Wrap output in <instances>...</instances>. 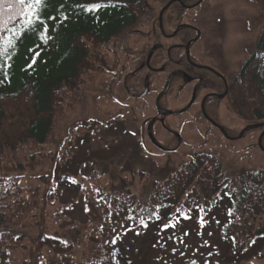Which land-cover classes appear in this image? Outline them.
<instances>
[{
	"label": "trees",
	"instance_id": "obj_1",
	"mask_svg": "<svg viewBox=\"0 0 264 264\" xmlns=\"http://www.w3.org/2000/svg\"><path fill=\"white\" fill-rule=\"evenodd\" d=\"M166 1L41 0L32 7L38 13L32 23L25 5L0 2V259L21 239L20 221L32 209L18 175L34 170L56 124L83 102L96 77L115 69L120 34L151 28ZM254 1L261 17L253 22L263 29L231 105L248 124L264 122V0ZM114 190L100 205L125 219L127 234L149 237L150 245L177 232L179 224L173 228L167 220L172 211L180 223L194 220L200 227L217 214L219 240L198 244L188 264H241L264 257V169L229 174L214 154L201 153L154 181L147 197ZM113 246L93 248L90 264H128L121 248Z\"/></svg>",
	"mask_w": 264,
	"mask_h": 264
},
{
	"label": "rangeland",
	"instance_id": "obj_2",
	"mask_svg": "<svg viewBox=\"0 0 264 264\" xmlns=\"http://www.w3.org/2000/svg\"><path fill=\"white\" fill-rule=\"evenodd\" d=\"M197 12L191 14H198L203 43L220 52L233 69L243 65L263 29L262 23L253 22L261 17L259 5L254 0H206ZM142 43L133 36L125 47ZM114 75L110 70L96 77L83 102L60 118L34 170L18 175L32 209L20 221L21 239L0 264H90L93 248L107 250L114 244L128 264H188L198 244L219 240L217 214L200 227L194 220L180 223L172 211L167 220L173 228L179 224L177 232L162 234L150 245L149 237L127 234L125 219L100 205L114 189L147 197L154 181L190 159L184 150L163 154L140 137L142 122L152 109L148 100L127 103ZM154 83L158 87L159 82ZM223 115L221 121H233L239 130L248 124L232 110ZM191 119L183 117L181 134L200 139L202 125ZM259 133L254 130L229 143L215 132L206 148L195 149L214 154L229 174L242 168L256 171L264 169V152L256 146ZM241 264H264V257Z\"/></svg>",
	"mask_w": 264,
	"mask_h": 264
},
{
	"label": "flooded vegetation",
	"instance_id": "obj_3",
	"mask_svg": "<svg viewBox=\"0 0 264 264\" xmlns=\"http://www.w3.org/2000/svg\"><path fill=\"white\" fill-rule=\"evenodd\" d=\"M205 1L167 0L159 5L151 28L126 29L117 39L120 54L114 58V77L123 86L127 103L148 100L152 114L143 120L139 135L163 154L184 150L191 158L202 153L195 147L206 148L215 132L229 143L245 139L248 132L236 139L238 124L221 121L236 102L244 64L233 69L220 52L203 43L205 31L197 11ZM133 36L143 45L126 48ZM187 115L202 125L200 139L182 136Z\"/></svg>",
	"mask_w": 264,
	"mask_h": 264
},
{
	"label": "snow or ice",
	"instance_id": "obj_4",
	"mask_svg": "<svg viewBox=\"0 0 264 264\" xmlns=\"http://www.w3.org/2000/svg\"><path fill=\"white\" fill-rule=\"evenodd\" d=\"M0 2H2V0H0ZM16 2L25 5L26 7L29 8L30 10V14L32 19L29 20V23H32L36 18H38V13L32 11V7L34 5H40L41 4V0H16ZM98 7V6H93V8Z\"/></svg>",
	"mask_w": 264,
	"mask_h": 264
},
{
	"label": "water",
	"instance_id": "obj_5",
	"mask_svg": "<svg viewBox=\"0 0 264 264\" xmlns=\"http://www.w3.org/2000/svg\"><path fill=\"white\" fill-rule=\"evenodd\" d=\"M199 3H200V2H199ZM166 7H167V6H166ZM163 11H164V9L162 10V12H163ZM162 12H161V14H162ZM161 14H160V16H161ZM262 127H264V123H256V124L248 125V126L244 127V128L240 131V133H239V135L236 137V139L241 138L242 135H243V133H244L245 131L249 130V129H258V128H262ZM263 136H264V130L260 133V135H259V137H258V140H257V143H258V147H259L261 150L264 151V148H263L262 145H261V139H262Z\"/></svg>",
	"mask_w": 264,
	"mask_h": 264
}]
</instances>
